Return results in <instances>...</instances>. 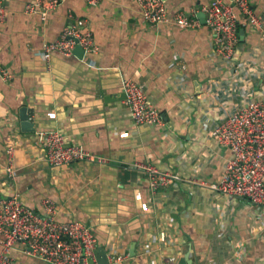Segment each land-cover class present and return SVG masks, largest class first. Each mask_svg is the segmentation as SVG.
Instances as JSON below:
<instances>
[{
	"label": "crops",
	"instance_id": "1",
	"mask_svg": "<svg viewBox=\"0 0 264 264\" xmlns=\"http://www.w3.org/2000/svg\"><path fill=\"white\" fill-rule=\"evenodd\" d=\"M3 1L7 16L0 25V65L9 76L0 73V195L16 193L38 212L41 200L51 198L58 219L77 218L94 228L98 246L108 251L116 244L128 253L122 264H146L139 255L141 244L162 227L175 237L173 244L157 251L158 258L175 255V264H185L190 251L193 264H263L264 239L255 235L253 207L247 200L226 203L218 212L213 203L219 200L205 186L180 181L153 192L140 166L152 163L206 182L221 174L228 152L204 136L201 123L206 116L216 117L221 103L231 108L237 98L218 97L233 70L212 56L209 28L204 23L198 28L150 24L140 16L136 0H61L45 17L25 13L27 0ZM205 1L166 3L170 12H200ZM252 6L264 21V0H252ZM78 18L89 21L98 50L81 58L53 52L48 61L43 59L42 44L58 38ZM237 58L263 74L264 39L244 23ZM124 76L144 84L161 112L162 125L132 121L124 99H119ZM262 77H253L255 87ZM22 107L29 108L34 131L23 130ZM39 130L62 131L68 142L106 162L50 164L37 143ZM7 143L15 146L14 179L4 168ZM238 241H246L242 259L232 252ZM12 256L13 264H48L19 250Z\"/></svg>",
	"mask_w": 264,
	"mask_h": 264
},
{
	"label": "built area",
	"instance_id": "2",
	"mask_svg": "<svg viewBox=\"0 0 264 264\" xmlns=\"http://www.w3.org/2000/svg\"><path fill=\"white\" fill-rule=\"evenodd\" d=\"M97 4L103 0H86ZM61 0H27L23 11L27 14L49 15ZM140 16L150 24L171 23L181 28H198L202 22L198 10H168L166 0H136ZM204 13V24L213 35L211 54L221 64L230 65L232 78L222 87L221 99L237 100L231 108L220 104L216 117L206 116L202 121L204 136L216 145L224 147L228 154L224 160L221 174L213 182L182 175L169 168L147 163L141 164L147 172L149 188L156 192L170 184L180 181L205 186L213 191L218 202L215 210L222 211L224 204L244 199L253 207L255 235L264 239V72L253 69L248 60H239L240 23L251 26L260 32L264 39V21L252 6V0H206L199 9ZM7 10L0 0V25L6 20ZM76 45L84 50V57L95 53V42L90 23L85 18L64 26L61 35L42 44L40 54L49 60L53 52L72 55ZM175 60V58H174ZM175 63V61H174ZM181 69L184 64L177 62ZM0 73L8 77V71L0 65ZM263 76L261 82L253 83V77ZM124 102L135 124L160 126L163 118L159 108L146 92L144 84L124 76L121 79ZM37 143L43 147L46 159L55 166H64L74 161L106 162L103 156L95 155L78 143H70L64 132L59 130H39ZM4 168L6 175L17 176L15 166V146H5ZM41 212L23 203L18 194L0 195V264H13L12 252L19 250L24 254L39 257L48 264H98L96 248L98 236L94 228L85 222L69 217L58 219V206L54 200L45 197L41 200ZM142 209L146 210L145 203ZM223 214H219L222 218ZM172 216L168 217L173 222ZM224 221L218 222V238L223 237ZM173 234L165 227L159 228L141 244L139 255L146 264H175V255H161L157 251L164 245L174 243ZM246 241L234 245L233 254L242 259L246 253ZM107 251V250H106ZM128 253L120 252L116 244H110L107 251L108 264H122ZM264 264V258L260 261Z\"/></svg>",
	"mask_w": 264,
	"mask_h": 264
},
{
	"label": "water",
	"instance_id": "3",
	"mask_svg": "<svg viewBox=\"0 0 264 264\" xmlns=\"http://www.w3.org/2000/svg\"><path fill=\"white\" fill-rule=\"evenodd\" d=\"M198 17L200 18L201 22L204 23V13L202 11L198 12ZM244 30H240L241 35L243 34ZM73 53H75L80 58L84 55V50L81 46L76 45ZM112 97V96H110ZM126 97L125 92H122L119 96V99H124ZM20 118H21V126L23 130L25 131H34V124L31 120H29V108L22 107L20 111ZM134 247L135 243L133 242L130 246V254L134 255ZM185 258V264H193L192 257L190 256V251L186 252L184 255ZM96 260L98 264H108V258H107V251L104 247L98 246L96 248Z\"/></svg>",
	"mask_w": 264,
	"mask_h": 264
}]
</instances>
